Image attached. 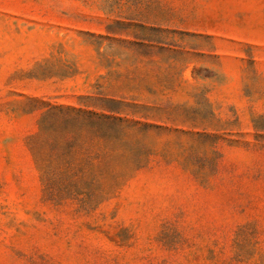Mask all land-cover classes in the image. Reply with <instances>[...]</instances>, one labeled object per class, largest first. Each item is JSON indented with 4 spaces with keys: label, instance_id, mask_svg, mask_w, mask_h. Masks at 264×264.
Masks as SVG:
<instances>
[{
    "label": "rangeland",
    "instance_id": "1",
    "mask_svg": "<svg viewBox=\"0 0 264 264\" xmlns=\"http://www.w3.org/2000/svg\"><path fill=\"white\" fill-rule=\"evenodd\" d=\"M0 264H264V0H0Z\"/></svg>",
    "mask_w": 264,
    "mask_h": 264
},
{
    "label": "trees",
    "instance_id": "2",
    "mask_svg": "<svg viewBox=\"0 0 264 264\" xmlns=\"http://www.w3.org/2000/svg\"><path fill=\"white\" fill-rule=\"evenodd\" d=\"M106 118H94V116L71 112H48L42 120L41 131L46 138V145L51 150L47 159H40L43 165L44 175L49 188L63 187L65 189H79L96 185L102 180V165L105 155L95 153L82 158H76L72 154V148L79 141L62 144L56 139L58 131H67L72 127H84L89 125L96 130L95 138L108 141V135L103 133ZM97 136V137H96ZM62 173H58V170Z\"/></svg>",
    "mask_w": 264,
    "mask_h": 264
}]
</instances>
